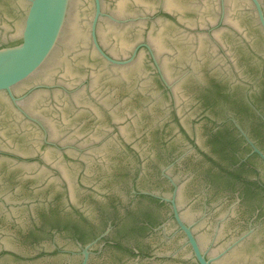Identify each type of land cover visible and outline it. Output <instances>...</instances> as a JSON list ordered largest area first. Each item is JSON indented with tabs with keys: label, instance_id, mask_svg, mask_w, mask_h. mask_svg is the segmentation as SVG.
<instances>
[{
	"label": "water",
	"instance_id": "obj_1",
	"mask_svg": "<svg viewBox=\"0 0 264 264\" xmlns=\"http://www.w3.org/2000/svg\"><path fill=\"white\" fill-rule=\"evenodd\" d=\"M77 1L157 26L264 47V0Z\"/></svg>",
	"mask_w": 264,
	"mask_h": 264
},
{
	"label": "flooded vegetation",
	"instance_id": "obj_2",
	"mask_svg": "<svg viewBox=\"0 0 264 264\" xmlns=\"http://www.w3.org/2000/svg\"><path fill=\"white\" fill-rule=\"evenodd\" d=\"M260 25V24H259ZM261 27V26H260ZM262 29V28H261ZM263 30V29H262ZM264 31V30H263Z\"/></svg>",
	"mask_w": 264,
	"mask_h": 264
}]
</instances>
